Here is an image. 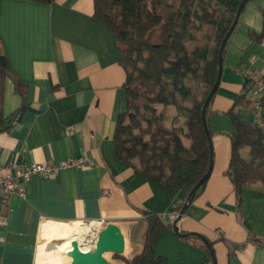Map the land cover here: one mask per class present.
<instances>
[{
    "label": "crops",
    "instance_id": "crops-1",
    "mask_svg": "<svg viewBox=\"0 0 264 264\" xmlns=\"http://www.w3.org/2000/svg\"><path fill=\"white\" fill-rule=\"evenodd\" d=\"M252 32L261 36L252 39ZM0 44L23 82L20 94L12 76L4 81L0 166L70 157L92 163L48 178L33 175L25 196L11 197L0 222V264H36L45 221L119 222L129 236L127 258L138 253L142 211L171 223L169 213L179 211L190 188L164 189L116 156L113 130L126 105L125 73L112 31L93 16V0H0ZM244 68L264 77V0L245 3L226 41L206 115L211 170L178 223L180 231H196L212 242L215 264H264V186H244L238 204L225 173L233 129L226 112L245 90ZM234 110L252 121L250 108ZM239 153L247 158L248 147ZM200 241L183 239L171 227L154 238L152 251L163 264H213Z\"/></svg>",
    "mask_w": 264,
    "mask_h": 264
},
{
    "label": "trees",
    "instance_id": "trees-1",
    "mask_svg": "<svg viewBox=\"0 0 264 264\" xmlns=\"http://www.w3.org/2000/svg\"><path fill=\"white\" fill-rule=\"evenodd\" d=\"M241 1L93 0V16L112 31L125 73L126 105L113 130L115 154L164 189L191 188L208 168L210 151L201 108L215 82L220 43ZM251 36L258 39L261 33ZM7 76L23 94V82L11 72L0 44V121ZM244 82L245 90L226 112L233 129L228 134L231 154L225 173L238 204L244 186H264V130L234 110L236 105L252 110ZM208 111L209 106L206 115ZM244 146L249 149L247 158L239 153ZM142 214L141 249L124 257L125 264H163V257L153 254L152 243L171 223L152 211ZM199 244L212 262L208 248L202 241Z\"/></svg>",
    "mask_w": 264,
    "mask_h": 264
},
{
    "label": "water",
    "instance_id": "water-1",
    "mask_svg": "<svg viewBox=\"0 0 264 264\" xmlns=\"http://www.w3.org/2000/svg\"><path fill=\"white\" fill-rule=\"evenodd\" d=\"M247 1L248 0H242L239 3L236 9V12L234 14V17L232 19V22L227 32L222 38V41L219 46V51H218L217 74H216L215 82L211 90L205 97L204 103L201 108V120H202L203 130L206 135L208 146H209V151H210V161H209L208 168L206 172L204 173V175L190 188V192L187 196L186 201L179 209L178 215L176 216V218L171 222V227L173 231L179 237L195 236L199 238L204 243V245L208 248L210 254L212 255L213 264H215V259L213 256V250L211 248V244L209 240L204 235L196 231H186V232L180 231L178 223L182 215L184 214L188 204L192 201L196 189L207 180L210 170H211L212 145H211L210 130L206 122V109L215 91L217 90V87H218V84L221 78L223 51L225 48L226 41L228 37L230 36L231 32L233 31L238 21L241 10ZM51 245L52 244L47 245V248L51 247ZM129 249H130V241H129V236H128L126 228L121 223L116 222V221H104L100 227V230L98 232V236H97V239H96V242L93 248L89 250H82L79 247L77 241L72 240L71 248L66 252V256L70 258V261L68 264H113L106 257L107 253H115V254H118L120 256L127 258Z\"/></svg>",
    "mask_w": 264,
    "mask_h": 264
},
{
    "label": "built area",
    "instance_id": "built-area-1",
    "mask_svg": "<svg viewBox=\"0 0 264 264\" xmlns=\"http://www.w3.org/2000/svg\"><path fill=\"white\" fill-rule=\"evenodd\" d=\"M243 75L252 99V122L264 130V101H262V98H264V77L256 75L248 68L243 69ZM91 164L85 157H70L57 163L0 166V222L5 221L7 218L5 209L8 207L11 197L13 195L25 196V186L33 175L48 178L56 175L64 168H82ZM177 215L178 212L169 213L170 222ZM103 222L101 219L80 221L89 229V234L82 241L87 246L86 250L94 247ZM216 233L221 234L220 230H216Z\"/></svg>",
    "mask_w": 264,
    "mask_h": 264
},
{
    "label": "bare ground",
    "instance_id": "bare-ground-1",
    "mask_svg": "<svg viewBox=\"0 0 264 264\" xmlns=\"http://www.w3.org/2000/svg\"><path fill=\"white\" fill-rule=\"evenodd\" d=\"M88 234L89 229L84 224L78 222L70 225L69 223L57 221H45L41 228V238L43 241L37 247L39 256L36 257L35 263L60 264L63 260L61 254H66L71 248L72 240H76L79 247L82 250H86L87 246L82 241L86 239L85 237ZM47 242H52L51 247L47 248ZM67 259H69V263L70 258L68 257Z\"/></svg>",
    "mask_w": 264,
    "mask_h": 264
},
{
    "label": "rangeland",
    "instance_id": "rangeland-1",
    "mask_svg": "<svg viewBox=\"0 0 264 264\" xmlns=\"http://www.w3.org/2000/svg\"><path fill=\"white\" fill-rule=\"evenodd\" d=\"M75 222H78L80 223V221H75ZM75 222H70L69 224L70 225H73L75 224ZM86 226V225H85ZM130 255V254H127V256ZM61 257H63V260L61 261L60 264H67L68 263V260L67 259L68 257H66V254H61ZM106 257L109 259V261L111 262H118V261H124V257L123 256H120L118 254H115V253H107L106 254ZM130 258V257H129ZM62 259V258H61ZM125 263V261H124Z\"/></svg>",
    "mask_w": 264,
    "mask_h": 264
}]
</instances>
